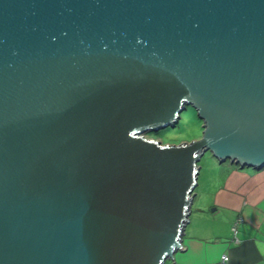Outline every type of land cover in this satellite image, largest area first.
I'll return each instance as SVG.
<instances>
[{
	"label": "water",
	"instance_id": "95a60500",
	"mask_svg": "<svg viewBox=\"0 0 264 264\" xmlns=\"http://www.w3.org/2000/svg\"><path fill=\"white\" fill-rule=\"evenodd\" d=\"M205 150L264 165V0H0V264H163Z\"/></svg>",
	"mask_w": 264,
	"mask_h": 264
},
{
	"label": "crops",
	"instance_id": "0c3cea01",
	"mask_svg": "<svg viewBox=\"0 0 264 264\" xmlns=\"http://www.w3.org/2000/svg\"><path fill=\"white\" fill-rule=\"evenodd\" d=\"M228 163L223 167L217 165L221 172L208 191L212 207L197 203L193 208L200 227L191 229L196 226L189 224L191 217H188L181 235L184 248L174 251V263L214 264L219 254L225 252L227 264H264V165L254 168ZM194 196L195 192L192 200ZM237 217H240L235 222L238 241L234 242L231 226ZM215 222L223 225V235L220 229L212 234Z\"/></svg>",
	"mask_w": 264,
	"mask_h": 264
},
{
	"label": "rangeland",
	"instance_id": "374dc122",
	"mask_svg": "<svg viewBox=\"0 0 264 264\" xmlns=\"http://www.w3.org/2000/svg\"><path fill=\"white\" fill-rule=\"evenodd\" d=\"M152 132H155L156 134H152L151 131H146L144 132V135L158 139L161 143H177L180 141H188L197 138L200 135L201 119L197 116L195 108L190 104H186L179 111L178 117L173 125H167ZM228 162V159L218 161L208 150H205L197 160L198 171L196 174V184L192 190V192H195V196L190 204V215L188 213L187 216L191 217V223L189 224H193L194 226H196L192 227L191 229L200 227V221L199 223H197L199 219L197 218L195 220L196 212L193 211V208L197 203H202L208 209L212 207V205H209L208 203V191L215 186L216 183L214 179L221 172V169L217 168V165H220L221 167H223V165H230ZM197 196L199 198H197ZM194 221H196V223ZM206 224L209 225L208 222ZM212 225V227L209 226L213 230L212 234L217 231V229H220L219 233L223 235L224 228L222 224L215 222ZM173 257L174 256H172V258H166L163 264H179L172 261L174 260Z\"/></svg>",
	"mask_w": 264,
	"mask_h": 264
},
{
	"label": "built area",
	"instance_id": "2783aa9c",
	"mask_svg": "<svg viewBox=\"0 0 264 264\" xmlns=\"http://www.w3.org/2000/svg\"><path fill=\"white\" fill-rule=\"evenodd\" d=\"M239 219H240V217H237L236 220L233 221L232 226H231L232 240L234 242L238 241V239L235 235V232H236L235 222ZM227 259H228L227 254L225 252H221L214 264H227Z\"/></svg>",
	"mask_w": 264,
	"mask_h": 264
},
{
	"label": "trees",
	"instance_id": "16d2710c",
	"mask_svg": "<svg viewBox=\"0 0 264 264\" xmlns=\"http://www.w3.org/2000/svg\"><path fill=\"white\" fill-rule=\"evenodd\" d=\"M151 133H152V134H156L155 132H152V131H151Z\"/></svg>",
	"mask_w": 264,
	"mask_h": 264
}]
</instances>
